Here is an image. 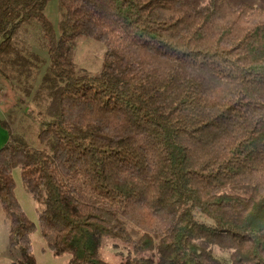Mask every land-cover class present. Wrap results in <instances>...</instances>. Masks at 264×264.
I'll list each match as a JSON object with an SVG mask.
<instances>
[{"label":"trees","instance_id":"1","mask_svg":"<svg viewBox=\"0 0 264 264\" xmlns=\"http://www.w3.org/2000/svg\"><path fill=\"white\" fill-rule=\"evenodd\" d=\"M46 1L0 0L12 264H36L37 228L69 264H116L107 242L118 264H264V6L58 0L56 33ZM81 37L104 48L98 74L74 62Z\"/></svg>","mask_w":264,"mask_h":264},{"label":"rangeland","instance_id":"2","mask_svg":"<svg viewBox=\"0 0 264 264\" xmlns=\"http://www.w3.org/2000/svg\"><path fill=\"white\" fill-rule=\"evenodd\" d=\"M231 4L247 3L252 5L264 6V0H229ZM58 0H47L44 8V13L56 33H58ZM73 59L79 70L84 71L90 75L98 74L102 68L104 61V48L101 43L96 40L81 37L78 39L74 48ZM13 96L10 90L4 86H0V119H6V112L12 104ZM12 177L15 181V196L25 213L28 220L36 223L37 226V210L39 203L35 201L31 195L26 191L22 180L20 178L19 169L12 171ZM121 253H125L124 248L118 245ZM116 248L117 250L119 248ZM31 248L32 256L36 264H69L70 254L64 253L59 256L53 255L47 245L46 240L37 228L31 234ZM109 242L103 247V256L105 260L112 263H119V256L116 254L120 251H115ZM218 256H225L226 254L215 249ZM19 257L17 250H12L8 244V223L5 219L3 211L0 206V264H12L14 260Z\"/></svg>","mask_w":264,"mask_h":264},{"label":"crops","instance_id":"3","mask_svg":"<svg viewBox=\"0 0 264 264\" xmlns=\"http://www.w3.org/2000/svg\"><path fill=\"white\" fill-rule=\"evenodd\" d=\"M8 139L6 130L0 125V149L5 145Z\"/></svg>","mask_w":264,"mask_h":264}]
</instances>
